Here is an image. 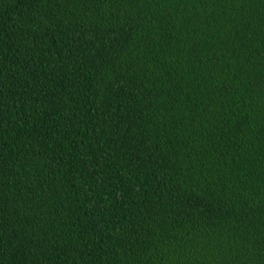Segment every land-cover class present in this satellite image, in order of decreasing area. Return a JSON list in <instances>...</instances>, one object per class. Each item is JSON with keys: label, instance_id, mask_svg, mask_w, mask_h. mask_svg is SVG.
I'll return each mask as SVG.
<instances>
[{"label": "trees", "instance_id": "16d2710c", "mask_svg": "<svg viewBox=\"0 0 264 264\" xmlns=\"http://www.w3.org/2000/svg\"><path fill=\"white\" fill-rule=\"evenodd\" d=\"M0 264H264V0H0Z\"/></svg>", "mask_w": 264, "mask_h": 264}]
</instances>
